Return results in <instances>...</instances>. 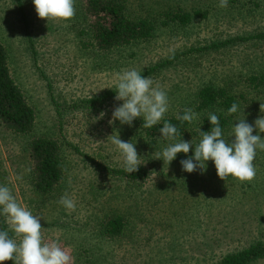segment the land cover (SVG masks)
Wrapping results in <instances>:
<instances>
[{
  "label": "rangeland",
  "instance_id": "rangeland-1",
  "mask_svg": "<svg viewBox=\"0 0 264 264\" xmlns=\"http://www.w3.org/2000/svg\"><path fill=\"white\" fill-rule=\"evenodd\" d=\"M121 1L133 17L159 21L154 36L102 51L90 37L94 18L84 13L87 0H74L75 15L69 21L41 19L32 0H22L27 27L16 0H0V43L8 51L14 80L37 113V125L28 135H16L0 125V184L40 219L42 242L58 243L72 256V264H217L228 253L264 242V150H257L252 181L231 176L222 180L216 171L206 174L197 168L193 172L199 177L197 186L188 196L166 188L169 182L159 164L137 190L141 193L128 196L119 191L124 185L103 177L84 156L110 166L124 165L108 139L121 129H131L118 120L110 123L113 109L122 101L115 95L100 110L84 109L85 101L116 90L122 70L135 69L143 75L172 60L173 64L148 76L168 95L166 114L174 113L203 85L241 76L246 80L264 71V43H232L236 37L264 29V0H231L226 8L219 7V0ZM166 5L200 9L206 16L186 26L163 24L160 13ZM255 5L257 10L250 11ZM216 43L230 44L199 51ZM255 98L259 117L264 115L260 110L264 94ZM37 137L59 139L65 147L68 174L57 195H39L33 189L28 146ZM175 169L180 168H163L166 174ZM65 193L75 202L71 211L58 203ZM189 209L192 221L179 225L177 214ZM110 210L124 214L128 221L125 234L117 239L102 238L95 231V222ZM8 232L15 238L10 225ZM252 264H264V258Z\"/></svg>",
  "mask_w": 264,
  "mask_h": 264
},
{
  "label": "trees",
  "instance_id": "trees-1",
  "mask_svg": "<svg viewBox=\"0 0 264 264\" xmlns=\"http://www.w3.org/2000/svg\"><path fill=\"white\" fill-rule=\"evenodd\" d=\"M25 26H28V19L22 9V0H16ZM167 3H170L167 1ZM232 4L231 0H229ZM247 5L249 3L247 2ZM88 8L84 13L91 14L94 18L90 25V37L92 42L99 50L110 51L120 47L133 45L141 41H148L153 38L157 19L154 17H133L128 11V6L121 0H87ZM249 8L250 11L257 10ZM79 11V8H78ZM83 11V10H82ZM165 19L163 24L169 22L177 23L182 26L190 24L194 18L202 15V10H185L166 5V10L160 13ZM207 14V12H206ZM84 20V14L82 15ZM159 22V21H158ZM264 43V29L259 30L250 36H239L232 43ZM230 43H216L206 46L199 51L216 50L226 47ZM173 64L172 60L165 61L146 71L143 75L149 76L159 72ZM264 94V71L256 72L250 75L246 80L243 76L230 78V81L223 80L219 85L206 84L199 87L193 97L186 103L176 108L174 113L165 114L164 120L176 125L179 135L177 140L192 141L193 144L199 143L202 138L200 129L203 132L211 130V123L208 121L210 113H215L219 117L220 125L223 130V136L226 140H231L233 125L238 119L246 118L247 122L254 125L257 117V108L255 95ZM116 95L115 91H107L103 95L84 102L86 110L97 111L110 98ZM252 98L248 101V98ZM259 100V99H258ZM233 103H237L239 110L235 114L229 115L227 109ZM256 103V104H255ZM185 108H191L198 113L196 119L191 123L181 122L176 119L177 114L182 115ZM143 119L133 121L131 129H121L118 132L124 140L132 141L136 144V150L141 157L140 166L134 173H127L124 165L119 167L101 161L97 163L94 158L85 156L86 161L95 164L96 169L100 170L101 175L109 180H115L125 186L119 188V191H126L133 197L141 192V187L149 180L153 171L157 170L155 165L159 164L162 174L166 177L167 189H178L180 192L189 195L188 191L193 190L195 181L199 179L197 174L188 173L182 169L181 160L187 159L194 155V146L190 148L189 153H179L177 158L169 165L164 164L162 159H157L154 153H160L164 147L173 141L161 138L159 128L161 124L150 129L142 128ZM0 125L6 130L16 135H28L37 125V113L27 100L23 90L14 80L10 66L8 51L0 43ZM258 130L254 129L253 134ZM264 137V133H260ZM29 155L33 160L32 186L39 195H57L63 188L65 179L68 174V159L64 145L59 139L51 137L34 138L28 146ZM81 154L79 149H76ZM258 153V151H257ZM256 153V154H257ZM259 158L255 157V160ZM254 160V165H257ZM207 168L202 172L210 174L216 171L212 161L206 162ZM164 166L180 168L173 170V173L166 174ZM264 166V165H262ZM232 179V177H229ZM232 183V182H231ZM130 199V197H128ZM242 199V198H241ZM191 209V208H190ZM186 210L184 213H178L179 225H185L192 221L193 211ZM95 222V231L102 238L117 239L122 237L127 229L128 221L124 214L119 211L110 210L104 217ZM167 220V219H166ZM165 224L174 226V223L166 221ZM179 225H175L178 226ZM0 229L8 231V224L3 216H0ZM264 258V242H257L249 247L224 255L217 264H252ZM7 264H12L11 261Z\"/></svg>",
  "mask_w": 264,
  "mask_h": 264
},
{
  "label": "clouds",
  "instance_id": "clouds-1",
  "mask_svg": "<svg viewBox=\"0 0 264 264\" xmlns=\"http://www.w3.org/2000/svg\"><path fill=\"white\" fill-rule=\"evenodd\" d=\"M37 15L41 19L69 21L75 15L74 0H32ZM229 0H219V7L226 8ZM117 101H122L113 109V120L121 124L132 125L137 118L143 119L142 128L150 129L161 124L159 128L161 138L169 141L166 147L157 155L164 164H170L177 158V154L189 153L194 146V155L181 160L182 169L188 173L197 168L206 170V162L212 161L217 170V175L222 180L231 176L240 182H250L256 175L254 160L257 150H264V115L259 116L254 125L247 122L246 118L238 119L232 128V139L226 140L220 125L219 117L210 113L208 121L211 130L203 132L199 143L183 139L177 140L179 135L176 125L164 120L169 110L167 93L153 86L150 77L142 75L135 69L122 70L118 74L116 84ZM239 106L233 103L227 109L229 115L237 113ZM264 113V104L260 105ZM103 115V113H102ZM198 113L191 108H185L183 114H177L176 119L191 123ZM254 129L258 130L253 134ZM118 133V132H117ZM114 133L108 139L116 146L123 158L124 169L131 174L138 170L141 157L132 141H124L120 135ZM58 203L66 210L75 208L74 200L65 193ZM0 216L10 225L15 238L7 230L0 229V264H72V256L58 243L46 244L42 242L40 219L24 206H21L7 185L0 184ZM17 238L19 242H17Z\"/></svg>",
  "mask_w": 264,
  "mask_h": 264
}]
</instances>
